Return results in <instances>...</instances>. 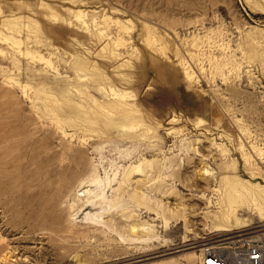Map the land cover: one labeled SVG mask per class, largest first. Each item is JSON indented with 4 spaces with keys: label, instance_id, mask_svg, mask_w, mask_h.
<instances>
[{
    "label": "rangeland",
    "instance_id": "obj_1",
    "mask_svg": "<svg viewBox=\"0 0 264 264\" xmlns=\"http://www.w3.org/2000/svg\"><path fill=\"white\" fill-rule=\"evenodd\" d=\"M254 231L264 0H0V264H198Z\"/></svg>",
    "mask_w": 264,
    "mask_h": 264
},
{
    "label": "built area",
    "instance_id": "obj_2",
    "mask_svg": "<svg viewBox=\"0 0 264 264\" xmlns=\"http://www.w3.org/2000/svg\"><path fill=\"white\" fill-rule=\"evenodd\" d=\"M198 264H264V232H244L206 243Z\"/></svg>",
    "mask_w": 264,
    "mask_h": 264
},
{
    "label": "bare ground",
    "instance_id": "obj_3",
    "mask_svg": "<svg viewBox=\"0 0 264 264\" xmlns=\"http://www.w3.org/2000/svg\"><path fill=\"white\" fill-rule=\"evenodd\" d=\"M5 138L7 139L8 137H7V135L5 136ZM10 138V137H9ZM36 143H39L40 145H41V143H40V140H39V138H37V140H35L34 141V144H36ZM36 155L37 156H41V154H39V153H36ZM55 154L54 153H52V154H50V156H48V157H50V159L51 160H55ZM36 158V157H35ZM34 159V158H33ZM54 169V172H56V166L53 168ZM235 190H237V187H236V185L235 184H233L232 182H230V185H229V187L227 188V190H226V192H227V201L228 202H232V204H233V202L236 200V196H235ZM84 202V201H83ZM84 204H87V203H83L82 204V206L84 205Z\"/></svg>",
    "mask_w": 264,
    "mask_h": 264
}]
</instances>
